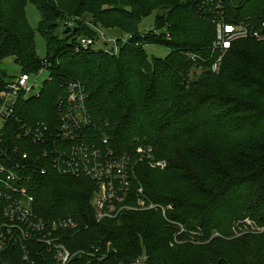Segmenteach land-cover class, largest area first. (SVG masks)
<instances>
[{"label":"trees","instance_id":"1","mask_svg":"<svg viewBox=\"0 0 264 264\" xmlns=\"http://www.w3.org/2000/svg\"><path fill=\"white\" fill-rule=\"evenodd\" d=\"M26 3L40 16L48 79L37 98L19 103L5 146H18L13 157L20 162L27 153L23 185L35 212L76 222L75 229L57 232L72 254L69 264H264V231L241 232L246 221L264 226V42H233L218 73L210 71L217 18L260 25L264 0H223L220 16L204 0H0V62L11 57L19 73L35 74L42 60ZM151 15L152 28L141 32ZM96 29L121 34L116 55L77 48L80 37L96 43ZM147 45L169 53L149 58ZM192 67L202 76L190 77ZM71 81L85 89L87 139L106 138L128 159L132 175L128 203L134 209L98 223L91 180L51 168L28 171L45 163L41 153L70 145L57 137L56 106ZM36 122L49 127L43 141L30 146L16 138L18 123ZM139 148H149L150 156L138 155ZM138 198L145 207L135 209ZM45 257L30 253L34 264H56ZM3 259L28 264L18 246Z\"/></svg>","mask_w":264,"mask_h":264},{"label":"built area","instance_id":"2","mask_svg":"<svg viewBox=\"0 0 264 264\" xmlns=\"http://www.w3.org/2000/svg\"><path fill=\"white\" fill-rule=\"evenodd\" d=\"M212 14L221 15L223 0H204ZM67 27L72 23L66 22ZM98 41L92 38H78L79 50H87L97 43H101L103 50L111 55L118 52L116 37L106 35L96 29ZM254 40L264 42V22L260 25L238 22L230 23L219 17L215 21V38L211 43V53L215 55L210 64V71L217 74L222 59L233 42L239 40ZM122 42H124L122 40ZM47 62L41 61V67L35 74L20 73L0 85V264H8L4 257L11 246H18L22 251V260L34 264L30 253L46 259L52 255L56 264H69L72 254L58 242V230L75 229L77 224L72 218L44 219L35 212L34 196L23 185L26 166L22 161L27 153L21 155V162L14 155L19 154L18 146L6 148V138L9 131L8 121L18 110L19 103L29 98H37L42 88L43 80L38 86L37 81L47 74ZM64 95L58 99L56 117L58 133L61 142L68 141L70 145L65 149H57L41 153L40 159L45 163H34L28 171H40L45 174L51 168L60 175L85 177L96 185L95 198L91 203L95 222L111 219L125 210L134 208L131 202V170L129 161L117 154L109 147L106 138L94 141L87 139V130L91 127L85 101L86 93L82 84L78 82L65 83ZM49 127L44 122H36L33 126L18 123L15 136L28 140L29 145L43 141V136ZM56 137V138H57ZM30 145V146H31ZM141 151V150H139ZM150 152V150H147ZM53 155V156H51ZM158 166H163L159 163ZM141 190H138L140 193ZM135 209L145 207L144 202H135ZM153 208V205L148 207ZM169 207L161 208L162 215ZM137 263H139L137 261Z\"/></svg>","mask_w":264,"mask_h":264},{"label":"rangeland","instance_id":"3","mask_svg":"<svg viewBox=\"0 0 264 264\" xmlns=\"http://www.w3.org/2000/svg\"><path fill=\"white\" fill-rule=\"evenodd\" d=\"M24 11H25V17H26L27 23H28V25L32 31L36 56L38 57V59L42 60L45 57V44H44L43 39L41 38V36L37 32V24L40 20V16H39L38 12L35 10V8L29 3H26V5L24 7ZM152 24H153V15H151L147 18H144L142 20L141 25L139 26V29L141 32H146L147 30L152 28ZM103 32H105L106 35L117 37V38L123 40L121 34L118 31H115V30L114 31L113 30L112 31L111 30L104 31L103 30ZM93 48L94 49H102L103 46L101 43H97L96 45L93 46ZM144 50H145L146 55L149 58H152V57L164 58L169 53V50L166 47L161 46V45H147L144 47ZM19 72H20V69L14 63L13 58L8 57V58L3 59L0 62V77L2 79H4V81H7L11 77L19 75L20 74ZM189 74H190V77L197 79L198 77L202 76L201 75L202 70L199 67H196V68L192 67L190 69ZM46 78H47V74H46V72H44L43 75L38 79L37 85L39 86L41 84V82L43 80H45ZM139 150H141V151H139ZM147 150H150V149L149 148L148 149L147 148H139L137 153H138V155L146 156V154H147L150 156L151 151L147 152ZM139 157L142 158V156H139ZM136 162L137 161L133 162V164L135 165ZM94 198H95V195L93 193L90 204L93 202ZM127 211H131V210H127ZM244 224L247 228H244L243 231H241L242 233L250 232V231L256 232V233H261L264 231V226L260 227L256 223H253L251 221H246ZM240 235H242V234H240ZM137 261L140 263H143L144 256L143 255L139 256L137 258Z\"/></svg>","mask_w":264,"mask_h":264},{"label":"crops","instance_id":"4","mask_svg":"<svg viewBox=\"0 0 264 264\" xmlns=\"http://www.w3.org/2000/svg\"><path fill=\"white\" fill-rule=\"evenodd\" d=\"M112 31V30H111Z\"/></svg>","mask_w":264,"mask_h":264}]
</instances>
